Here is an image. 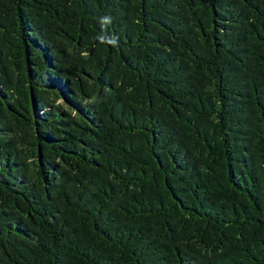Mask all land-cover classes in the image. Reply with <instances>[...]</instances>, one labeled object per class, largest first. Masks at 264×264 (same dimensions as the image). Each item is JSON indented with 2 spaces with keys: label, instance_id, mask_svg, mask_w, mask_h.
I'll return each instance as SVG.
<instances>
[{
  "label": "trees",
  "instance_id": "obj_1",
  "mask_svg": "<svg viewBox=\"0 0 264 264\" xmlns=\"http://www.w3.org/2000/svg\"><path fill=\"white\" fill-rule=\"evenodd\" d=\"M0 264H264V0H0Z\"/></svg>",
  "mask_w": 264,
  "mask_h": 264
},
{
  "label": "clouds",
  "instance_id": "obj_2",
  "mask_svg": "<svg viewBox=\"0 0 264 264\" xmlns=\"http://www.w3.org/2000/svg\"><path fill=\"white\" fill-rule=\"evenodd\" d=\"M110 20H111V18H110V17H106V18H105V23H109V22H110ZM112 43H115V41H112Z\"/></svg>",
  "mask_w": 264,
  "mask_h": 264
}]
</instances>
